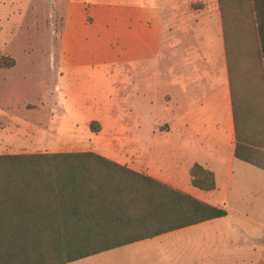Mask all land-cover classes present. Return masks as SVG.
Returning a JSON list of instances; mask_svg holds the SVG:
<instances>
[{
	"label": "rangeland",
	"instance_id": "obj_1",
	"mask_svg": "<svg viewBox=\"0 0 264 264\" xmlns=\"http://www.w3.org/2000/svg\"><path fill=\"white\" fill-rule=\"evenodd\" d=\"M57 1L0 0V105L19 108L10 113L25 115L30 130L57 125L58 145L48 150L109 151L129 159L132 135L161 133L154 128L161 125L170 84L166 64L156 57L163 32L138 30L135 16H124L122 23L113 11L91 24L87 6L60 0L59 7ZM64 11L81 20L65 53L58 44ZM228 13L235 90L264 134L259 38L244 14ZM153 22L161 24L162 16ZM92 122L100 123L98 133L91 131ZM240 164L224 202L226 217L70 264H264V170Z\"/></svg>",
	"mask_w": 264,
	"mask_h": 264
},
{
	"label": "trees",
	"instance_id": "obj_2",
	"mask_svg": "<svg viewBox=\"0 0 264 264\" xmlns=\"http://www.w3.org/2000/svg\"><path fill=\"white\" fill-rule=\"evenodd\" d=\"M218 5L228 54L234 157L264 170V134L252 124L234 86L228 13L237 11L254 23L264 76V0H218ZM90 128L100 131L97 122ZM190 180L203 192L216 189L215 175L198 164ZM226 215L224 208L95 153L0 156V264H70Z\"/></svg>",
	"mask_w": 264,
	"mask_h": 264
},
{
	"label": "crops",
	"instance_id": "obj_3",
	"mask_svg": "<svg viewBox=\"0 0 264 264\" xmlns=\"http://www.w3.org/2000/svg\"><path fill=\"white\" fill-rule=\"evenodd\" d=\"M74 1L78 6H87L90 13L86 21L90 19L91 24L113 11L122 23L127 21L124 16H135L138 30L144 27L147 31L158 30L159 27L163 32V47L156 57L166 64L170 84L165 95L166 106L161 110V125L154 128L161 133L132 135L129 159L109 151L57 152L48 150L58 145L57 125L52 131H39L35 126H29L33 128L30 130L25 115L10 113L11 109L19 108L0 105V151H17L0 152V156L37 151L39 154L91 152L202 202L224 208L233 171L241 167L240 163H246L234 157L228 54L218 0ZM196 2L202 6L194 7ZM57 5L62 7L63 3L58 0ZM60 15L65 20L58 44L63 45L65 53L73 40L71 31L81 20L72 12L64 11ZM157 16H162V23L156 25L153 21ZM231 49L230 43L229 54ZM165 127L168 129L163 130ZM44 136H49L52 142L44 141ZM13 140L15 144L8 146ZM195 164L215 175L214 191L203 192L191 185L190 170Z\"/></svg>",
	"mask_w": 264,
	"mask_h": 264
}]
</instances>
